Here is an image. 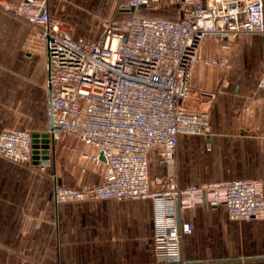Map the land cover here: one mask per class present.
<instances>
[{
  "label": "built area",
  "instance_id": "built-area-1",
  "mask_svg": "<svg viewBox=\"0 0 264 264\" xmlns=\"http://www.w3.org/2000/svg\"><path fill=\"white\" fill-rule=\"evenodd\" d=\"M160 3L127 0L124 9L133 8L131 16L106 24L97 40L71 38L49 14L47 0H19L4 10L30 28L43 53L51 143L71 138L93 149L80 156L102 170L101 182L76 188L58 185L51 175L55 204L150 200L153 264H186L181 241L192 226L180 220L185 210L222 206L231 220H264L263 181L181 186L177 165L179 135L205 137L211 132L209 113L184 105L193 67L204 63L228 70L232 41L251 34L264 41V0H180L182 14L176 21L142 14ZM206 39L218 46L208 59L201 55ZM202 96V105L215 98L211 93ZM63 147L78 153L75 147ZM151 156L161 169L152 177ZM0 157L32 165V133L1 131ZM81 171L86 173V168Z\"/></svg>",
  "mask_w": 264,
  "mask_h": 264
},
{
  "label": "crops",
  "instance_id": "crops-1",
  "mask_svg": "<svg viewBox=\"0 0 264 264\" xmlns=\"http://www.w3.org/2000/svg\"><path fill=\"white\" fill-rule=\"evenodd\" d=\"M11 3L0 0V50L11 49L12 19L4 10ZM125 5L127 0H47L49 14L67 24L63 30L73 39L87 40L100 38L106 24L130 17ZM142 14L176 21L182 14L180 0H161ZM217 48L213 39H206L201 55L211 58ZM227 54L231 61L228 70L199 63L190 73L189 97L184 105L190 110H206L211 132L205 137L179 135L181 186L238 179L264 182V41L253 34L240 37L229 44ZM30 61L37 71L30 76L0 75L4 91L14 89L21 96L29 87L37 98L43 97V53ZM6 63L9 60L0 58V65ZM209 93L215 95L213 102L202 105V95ZM248 105L250 110L245 111ZM9 106L11 116V102ZM5 129L27 130L11 121L0 123V130ZM61 142L94 153L74 139L63 138L58 144ZM53 145L45 169L54 166L58 185L76 188L101 182V169L96 174L89 164H78L74 170L71 161L77 160L75 156L81 159L80 154L67 151L71 157L56 156ZM154 165L152 174L150 164L151 177L161 171L155 160ZM45 169L0 157V264L154 263L150 200L55 204L54 182ZM180 220L192 226L191 234L181 241L186 264H264V220H231L222 206L188 209Z\"/></svg>",
  "mask_w": 264,
  "mask_h": 264
},
{
  "label": "rangeland",
  "instance_id": "rangeland-1",
  "mask_svg": "<svg viewBox=\"0 0 264 264\" xmlns=\"http://www.w3.org/2000/svg\"><path fill=\"white\" fill-rule=\"evenodd\" d=\"M11 1L12 3L10 7L14 6L18 0ZM10 16L12 19L11 49L0 50V58H5V61L9 60L10 63H6V65H0V75L12 74L30 76L37 72L35 67L31 64L30 59L36 55L42 56V53L32 40V32L30 28L20 19L15 18L12 15ZM59 20L63 23V27L67 25H65V22L61 19ZM27 84L29 85V82ZM25 91L22 92L21 96L14 89L12 92L4 91L2 89V83H0V123H7L8 121H11L12 125H21L29 131L47 132L48 118L45 88L43 89V97L41 99L39 98V95L37 98L36 95L32 94V91L29 87ZM10 102L12 104L11 116L8 115ZM65 143L66 142H61L60 144L54 145L56 156L61 155L71 157L67 150L63 147V145H67ZM76 149L78 150V153H76L77 155H79L81 152H84L83 148L77 147ZM75 159L77 160L74 161L73 159V162L71 161L70 168H74V170H76V165L78 164L85 167L89 164L96 174L100 173V168L86 162L84 159H80L77 156H75ZM66 162L70 163V161ZM150 164L151 173L153 174L156 171L153 159L150 160ZM46 170L50 171L49 176L57 174L54 166L45 169V171Z\"/></svg>",
  "mask_w": 264,
  "mask_h": 264
},
{
  "label": "water",
  "instance_id": "water-1",
  "mask_svg": "<svg viewBox=\"0 0 264 264\" xmlns=\"http://www.w3.org/2000/svg\"><path fill=\"white\" fill-rule=\"evenodd\" d=\"M133 12V8L129 9ZM33 138V162L32 165L47 166L50 160L51 143L48 132L32 133ZM102 159V157H101ZM103 160V159H102Z\"/></svg>",
  "mask_w": 264,
  "mask_h": 264
}]
</instances>
